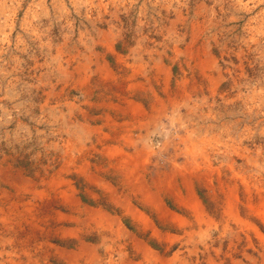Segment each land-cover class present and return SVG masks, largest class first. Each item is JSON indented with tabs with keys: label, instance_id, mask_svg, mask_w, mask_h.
<instances>
[{
	"label": "rangeland",
	"instance_id": "obj_1",
	"mask_svg": "<svg viewBox=\"0 0 264 264\" xmlns=\"http://www.w3.org/2000/svg\"><path fill=\"white\" fill-rule=\"evenodd\" d=\"M0 264H264V0H0Z\"/></svg>",
	"mask_w": 264,
	"mask_h": 264
},
{
	"label": "bare ground",
	"instance_id": "obj_2",
	"mask_svg": "<svg viewBox=\"0 0 264 264\" xmlns=\"http://www.w3.org/2000/svg\"><path fill=\"white\" fill-rule=\"evenodd\" d=\"M195 197V196H194ZM195 199V198H194ZM199 201V200H198ZM197 205V204H196ZM202 205V204H201ZM198 206H199V204H198ZM197 207V206H196ZM201 209V208H200ZM199 210V209H198Z\"/></svg>",
	"mask_w": 264,
	"mask_h": 264
}]
</instances>
